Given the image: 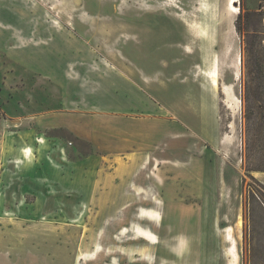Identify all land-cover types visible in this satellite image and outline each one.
Here are the masks:
<instances>
[{
	"label": "rangeland",
	"instance_id": "374dc122",
	"mask_svg": "<svg viewBox=\"0 0 264 264\" xmlns=\"http://www.w3.org/2000/svg\"><path fill=\"white\" fill-rule=\"evenodd\" d=\"M227 1L0 0V264H228L229 226L264 264V0Z\"/></svg>",
	"mask_w": 264,
	"mask_h": 264
},
{
	"label": "bare ground",
	"instance_id": "6f19581e",
	"mask_svg": "<svg viewBox=\"0 0 264 264\" xmlns=\"http://www.w3.org/2000/svg\"><path fill=\"white\" fill-rule=\"evenodd\" d=\"M238 0H228L227 1V9L230 13L238 14L241 11V8L237 6ZM226 18V17H225ZM228 20V17L226 18ZM213 25H215L213 23ZM204 35L208 38L209 42L212 43V45H216L219 47H223V45H226V36L224 37L223 33H219L218 36L216 35L215 41L213 33L208 31L203 32ZM207 75L213 85L214 88H219L221 86V76L218 69V59L215 57L214 62L212 66L210 67L209 71L207 72ZM238 76H236L237 78ZM229 97L231 96L229 92H227ZM230 100V99H229ZM231 101V100H230ZM156 161V160H155ZM157 162V161H156ZM158 163V162H157ZM176 164V163H175ZM157 167V166H156ZM155 168V167H154ZM148 214V213H147ZM150 216H157V213H149ZM222 230V229H221ZM222 232L224 233V238L226 242L229 244V248L226 251L227 255H229V261L228 264H236L237 261V236L234 233L233 227H225ZM188 243L185 238L180 239V242L173 246V250L176 251V253H182L185 249H187ZM227 248V247H226ZM225 248V249H226ZM226 257V256H225Z\"/></svg>",
	"mask_w": 264,
	"mask_h": 264
},
{
	"label": "crops",
	"instance_id": "0c3cea01",
	"mask_svg": "<svg viewBox=\"0 0 264 264\" xmlns=\"http://www.w3.org/2000/svg\"><path fill=\"white\" fill-rule=\"evenodd\" d=\"M95 4H96V0H87V5L89 7L93 8ZM56 44H59L58 46H61V48H59V51H57L58 52L57 55L59 57L58 60L61 61V66H62V64H63V50H62L63 44H62V42L60 40L59 41L56 40L55 45ZM37 50L39 51V53H37L36 51L34 53L27 52V55L30 57V59H34L35 57H38L42 61L41 57L43 56L42 54L45 53V51L42 49L41 46ZM26 58H27V56L25 55V59L21 60V61L26 63V64H28V62H30V63H32V65H30V67H34L35 68L36 66L33 64L34 62H32V60L28 61V59H26ZM39 69L42 70L41 67ZM45 117H47V115H45ZM46 121H47V124L45 126L48 129H55V128H59V127H68L67 124H65L63 122L62 118H54V119H51V120H49V118H46ZM74 132H75V129H74ZM77 134L81 135V133H77Z\"/></svg>",
	"mask_w": 264,
	"mask_h": 264
},
{
	"label": "trees",
	"instance_id": "16d2710c",
	"mask_svg": "<svg viewBox=\"0 0 264 264\" xmlns=\"http://www.w3.org/2000/svg\"><path fill=\"white\" fill-rule=\"evenodd\" d=\"M251 192H252V196H254V197L256 196L259 199H261V201L263 202V206H264V200H263L264 194H263V192H260L259 190H256L254 188H251L250 193Z\"/></svg>",
	"mask_w": 264,
	"mask_h": 264
},
{
	"label": "built area",
	"instance_id": "2783aa9c",
	"mask_svg": "<svg viewBox=\"0 0 264 264\" xmlns=\"http://www.w3.org/2000/svg\"><path fill=\"white\" fill-rule=\"evenodd\" d=\"M37 140H38L39 142H42V138H40V137H39V138L37 137Z\"/></svg>",
	"mask_w": 264,
	"mask_h": 264
}]
</instances>
